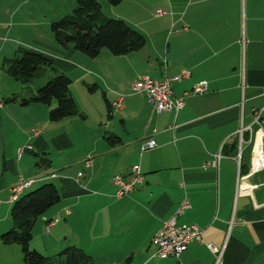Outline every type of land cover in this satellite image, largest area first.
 <instances>
[{
  "label": "crops",
  "instance_id": "1",
  "mask_svg": "<svg viewBox=\"0 0 264 264\" xmlns=\"http://www.w3.org/2000/svg\"><path fill=\"white\" fill-rule=\"evenodd\" d=\"M101 3L106 15L123 18L143 32L145 47L122 55L104 48L91 60L74 47L62 48L51 30L53 21L74 10L76 0H0L2 97L17 88L10 85L11 78L3 86L2 78L10 75L3 62L23 47L51 56L72 81L92 72L95 93L92 146L85 152L75 154L76 137L68 129L46 134L36 129L34 136H28L32 125L23 128V140L13 138L16 128H11L9 146L5 138L0 264H23L22 247L1 239L14 227L10 197L21 178H37L35 183L57 179L62 198L38 218L31 241V247L48 256L75 245L94 259H103V264H264V170L241 178L249 169L251 146L244 144L241 159L237 154L240 127L252 124L257 129L254 110L264 115V0ZM159 9L166 13L158 15ZM184 68L192 75L173 83L175 96L185 99L178 112L158 113L143 93L133 89L139 75L172 77ZM202 81L208 82L206 92L189 93ZM120 95L125 96V106L116 109L112 104ZM76 116L88 117L77 114L55 122L60 128L73 124L74 130L80 121ZM150 138L158 145L143 150ZM24 146L26 152L48 157L50 166L43 168L20 154ZM219 152L224 154L219 166L207 165ZM88 155L92 165L86 167ZM136 164L145 182L117 197L114 176L128 174ZM80 171L84 174L77 179ZM240 182L256 187L248 192ZM187 199L191 207L177 214ZM172 216L178 223L201 226L203 240L191 242L179 257L161 258L153 238ZM55 218L59 221L48 231ZM209 244L223 246L222 255L218 257Z\"/></svg>",
  "mask_w": 264,
  "mask_h": 264
},
{
  "label": "trees",
  "instance_id": "2",
  "mask_svg": "<svg viewBox=\"0 0 264 264\" xmlns=\"http://www.w3.org/2000/svg\"><path fill=\"white\" fill-rule=\"evenodd\" d=\"M108 1L117 5L123 0ZM51 30L62 48L74 47L91 58L97 57L104 48L115 55H122L139 51L147 43L145 34L125 19L106 15L102 3L98 0H76L73 12L53 21ZM3 67L27 87L40 75L42 69L49 67L58 70L51 56L26 47L20 49L16 56L7 58L3 62ZM72 82V78L67 73L60 72L40 86L35 95L20 98L14 93L4 98V101L5 103L20 101L23 105L31 102L51 105L56 101L55 106L50 110V119L54 121L77 114L85 116L80 112L71 92ZM90 89H94V86L90 85ZM109 139L113 142L117 141L113 136ZM231 147L237 148V142ZM4 165L6 166L5 157ZM38 166L40 167L39 163ZM61 198L59 187L54 182H47L21 193L18 198L11 201V217L15 225L2 233L1 239L4 244H19L22 247L23 264L96 263L90 253L75 245L66 246L52 256L31 247L33 230L38 218L59 203Z\"/></svg>",
  "mask_w": 264,
  "mask_h": 264
},
{
  "label": "built area",
  "instance_id": "3",
  "mask_svg": "<svg viewBox=\"0 0 264 264\" xmlns=\"http://www.w3.org/2000/svg\"><path fill=\"white\" fill-rule=\"evenodd\" d=\"M166 10L159 9L157 11L158 15L165 14ZM192 75V71L189 68H184L181 72L172 77L164 78H154L150 74L139 75L134 81L133 89L136 92L143 93L147 100L152 103L158 113L174 110L178 112L185 105L184 96H175L173 83L175 81H182ZM208 89V82L202 81L194 85L189 93L199 94L204 93ZM2 105V104H1ZM0 105V106H1ZM112 106L116 109H122L125 106V96L120 95L116 100L113 101ZM257 124L258 128L254 129L252 124L249 126L242 125L239 129V142H238V158L241 159L244 144H249L251 146V159L249 163V169L247 174L243 175L241 178L246 176H251L252 174L264 170V115L262 110H254V122ZM248 132L249 136L246 138L245 133ZM157 141L154 138H150L143 144V150L155 148L157 146ZM24 148H21L19 153L22 154ZM223 153L219 152L216 154L215 158L208 162L207 165H213L218 167L220 160L223 157ZM86 167L92 165V156L88 155L85 160ZM83 172L80 171L78 178L83 176ZM37 178H21L20 181L12 188V194L10 200H15L18 196L24 192L28 187H31ZM114 184L117 186L115 195L117 197H122L126 194L132 193L136 190L137 186L145 182L144 174L140 168V165L136 164L131 167L128 174H116L114 176ZM242 184V186H241ZM242 189L251 192L255 189V185H244L240 182ZM245 187V188H244ZM191 207L190 201L187 199L183 202L182 206L179 208L177 214L183 213L186 208ZM70 213L69 210H66ZM59 221V218H55L48 223L49 228ZM204 236V229L198 224H188V223H178L176 216H172L165 220L162 227L154 235V242L157 244L156 255L165 257H179L182 252L188 249L191 242L195 240L202 241ZM210 248L218 253L220 257L223 253V246L217 247L213 244H209Z\"/></svg>",
  "mask_w": 264,
  "mask_h": 264
},
{
  "label": "rangeland",
  "instance_id": "4",
  "mask_svg": "<svg viewBox=\"0 0 264 264\" xmlns=\"http://www.w3.org/2000/svg\"><path fill=\"white\" fill-rule=\"evenodd\" d=\"M98 1L101 2L102 0H98ZM71 12H73V10H71ZM57 69H58L57 71L49 67L42 69L40 75L36 77L33 83L28 87L25 86V84H23L21 81L16 80L12 75L2 78V83L3 86L5 87L8 78H11L12 81L10 85L12 86L13 84H16L15 86L17 87L15 88L16 90H13L14 92L12 93L18 94L20 98L23 97L29 98L35 95L37 93V89L43 84H45L49 79L59 74L60 72H63L62 69H60L59 67ZM90 85H92V72H89V76L86 79L82 78L77 80L76 78H73V82L70 87L71 92L77 99V103L80 110L84 112L85 115L88 116L86 119H83L81 116H76L75 118L79 119L80 121L78 122L77 125H75L74 130H73V124H68L67 126L60 128V126L58 125L59 123H57L60 121L55 122L50 120V110L52 106H55L56 101H54L51 105L43 104L39 102H31L27 105H23L21 104L20 101L5 103L4 98L12 96L13 94H9L8 96L5 97H2L0 94V105L2 104L0 106V116L2 120V125L4 127L5 138L8 143V146L10 143L9 140H12V135H10L11 128L14 129L16 128V134H13V138H15L16 140H20L22 138L23 128L32 127V125H34L33 126L34 130H30L29 131L30 134L28 136L30 135L34 136L35 134L34 131L36 129H40V132L43 134L44 133L46 134L48 131L55 129H57V131H60L62 129H68L69 131H71V133L73 132L72 134L76 137L75 150H74L75 154L77 155V153H82L83 151L85 152V149L92 146V98H95L92 97V95L95 93H92V90L90 89ZM103 89H100L97 92V96H99V102L100 100L103 99ZM4 106L6 107L3 108ZM7 106H9L8 109ZM39 120L43 121L42 124L41 123L35 124V122ZM23 139L24 138H22V140ZM26 149L27 147L24 146L23 153L25 156H29L33 158L34 163L40 162L42 156L37 157L36 155L30 152H26ZM9 150L10 148L8 147V151ZM48 155L52 156L53 152L51 151L48 152ZM50 169H52V166L48 168L46 171H49ZM43 171H41V173ZM4 182L5 181L2 182L0 188L3 186ZM47 182H54L57 185V179L49 178L47 180L36 182L31 188L27 189V191L33 190ZM10 221L14 223L13 218L11 216H10ZM95 260H96L95 264H103L102 262H104L103 259H100L97 256H95Z\"/></svg>",
  "mask_w": 264,
  "mask_h": 264
},
{
  "label": "water",
  "instance_id": "5",
  "mask_svg": "<svg viewBox=\"0 0 264 264\" xmlns=\"http://www.w3.org/2000/svg\"><path fill=\"white\" fill-rule=\"evenodd\" d=\"M27 152H30L27 150ZM4 156H5V137H4V129L2 125V120L0 116V181L2 179V176L4 174L5 165H4ZM48 158L42 156L40 159V164L43 168H45L48 165Z\"/></svg>",
  "mask_w": 264,
  "mask_h": 264
}]
</instances>
